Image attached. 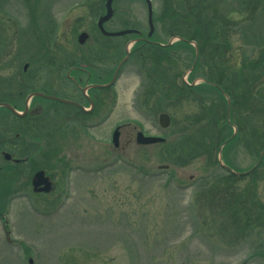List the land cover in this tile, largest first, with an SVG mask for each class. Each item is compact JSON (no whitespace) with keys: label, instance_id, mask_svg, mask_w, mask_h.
<instances>
[{"label":"rangeland","instance_id":"374dc122","mask_svg":"<svg viewBox=\"0 0 264 264\" xmlns=\"http://www.w3.org/2000/svg\"><path fill=\"white\" fill-rule=\"evenodd\" d=\"M152 2V39L167 44L176 33L195 38L200 57L186 79L202 82L212 73L224 77L222 87L239 91V119L250 115L252 126L264 123V0ZM105 3L0 0V99H18L22 108L32 90L60 89L65 72L55 65L76 61L73 51L90 58L95 45L105 47L104 53L114 47V54L104 55L98 65L105 74L116 70L136 35L107 39L100 34L97 20L106 13ZM113 9L108 30L132 28L147 37L145 0H114ZM82 31L90 36L84 46L78 42ZM173 39L167 47L175 56L165 71L176 85L196 53L191 43ZM152 48L131 50L133 56L110 89L112 100L102 105L105 117L97 130L71 134L46 119L36 133L21 123L22 138L14 147L11 124L2 126L10 128L5 150L32 162L0 173V264H30L29 257L35 264H264V160L255 174L239 179H230L220 167V141L234 129L224 127L228 104L212 90L196 92L203 102L191 96L165 109L155 106L156 99L145 105L149 83L144 67L153 63ZM246 104L258 110L247 112ZM160 112L172 119L165 129L158 123ZM118 126L123 128L116 147L112 134ZM252 126L238 129L223 151L235 171L250 169L260 157L261 141L252 135L263 130L253 133ZM140 130L166 142L138 145ZM189 136L192 145L183 151L181 143ZM50 157L49 165L72 158L73 168L59 174L53 192L35 195L31 178L46 169ZM5 165L0 154V167Z\"/></svg>","mask_w":264,"mask_h":264},{"label":"flooded vegetation","instance_id":"af4514ba","mask_svg":"<svg viewBox=\"0 0 264 264\" xmlns=\"http://www.w3.org/2000/svg\"><path fill=\"white\" fill-rule=\"evenodd\" d=\"M134 34L136 35L135 38L142 37L141 32L139 30H136ZM150 41L151 42L148 43H150L152 47H160L158 45L152 44L158 43L156 40L151 38ZM85 44L86 43L82 44L81 46H84ZM105 50V47L95 45V47H92L90 58L85 57L84 54L76 55L73 51L72 54L76 56V61H70V63L62 62L59 65L54 64L55 70L59 72L62 70L65 72L64 75L60 73V89L43 87L40 89L38 88L35 91L32 90L28 95H26V99L24 100V106L22 108L19 106L18 99L15 100L13 99V97L9 98L8 96L0 99V103H7L12 107V109L7 106L0 107V109L3 111L2 113H0V154L4 162L6 163L3 168L0 167V173L4 169H9V172H13L20 166L26 165L28 162H32V157L30 158L29 156H26L25 158H17L13 153L9 151L7 152H9L12 157L10 159L4 158V151H6L5 144L10 141V138L6 137L10 128H12L13 133H15V135L13 134L11 137L12 146L14 147L19 146V140L22 138V135L19 131L20 125H22L21 123H23V125H28V127L26 128L27 131H34L36 133L41 132L42 126H44L42 121L46 119V121H48V123H51V125H53L54 127L61 125L64 132H69L71 134L81 133L84 135V133H90L99 128L101 119L105 117L100 115L102 105L105 107L106 103H108L109 100H112L113 97L110 96L109 92L110 89L116 85L119 78L118 76V78L112 84L116 70L113 69L111 72L105 74L99 68L98 62L100 60H103L104 55L108 54L112 56L114 54L113 46L107 48V53H104ZM151 55H153V57L151 56L152 58H156L154 54ZM132 56L130 54L128 60ZM73 58L75 57L73 56ZM148 58H150V56H148ZM51 63L53 64V62ZM157 63H151L150 66L145 64L144 67L145 69H147L146 73L148 75L147 80L149 83V89H147V93L145 95V105L149 103L150 100L154 101L156 99L157 104H155V106H159V108H162V105L159 102H161L163 91V63L160 62L159 65ZM154 65L159 70L155 69ZM26 70L27 68L25 69V71ZM223 79L224 77H221V83V80ZM33 92H42L46 95L54 96L61 100L38 95L34 96L30 101H28L29 95ZM107 110L108 109H106L105 111ZM161 113L162 112H160L159 115ZM158 123L159 126L162 127L159 116ZM8 124H11V127L9 129H2V126L4 128H7L9 126ZM116 128H118L120 131L121 139L123 127L118 126ZM66 129L69 131H67ZM22 133H25V131H23ZM34 148L38 149L39 147L38 145H36V147ZM51 153L52 151H50V155ZM39 154L41 155L43 153L37 152V155ZM63 157L62 159L56 161V163L49 165L52 159L50 157L46 161V169H39L33 174L30 183L32 191L35 195H46L48 193L53 192V189L57 187V177L59 176V174L63 173L64 175L66 172L71 171V169L73 168L71 163L73 159ZM78 163L76 162L75 164L79 165L80 163ZM48 167H51L50 172ZM39 171H45V175L49 176L50 178V181L52 183V190L48 193L39 191L37 192L32 184L34 175ZM40 187L42 186H39L38 188Z\"/></svg>","mask_w":264,"mask_h":264},{"label":"trees","instance_id":"16d2710c","mask_svg":"<svg viewBox=\"0 0 264 264\" xmlns=\"http://www.w3.org/2000/svg\"><path fill=\"white\" fill-rule=\"evenodd\" d=\"M178 34H179V36L184 37V38L189 39V40L195 39L192 36L188 37V36H185L184 34L176 33V35H178ZM178 42H180V41H178ZM182 42H184V41H181V43ZM135 46H137V47H134L135 50L138 49L140 51L142 49V46H148V45L145 42H142L141 41V42L136 43ZM173 49H174L173 47H167V48H163V47H153L152 50H149V54H154L155 56L156 55H159V58L158 59L154 58L153 63H157L158 62L157 63L158 65H159L160 62L163 63L162 69H163V74H164L165 77H162L163 91H162V99H161V103H160L162 106H164L165 104L166 105H172L175 101L176 102L177 101H181L183 99V97L186 98V99H189V98H191V96H193V98L195 100H198V101L203 102V96L202 95L200 96V95H198L196 93L198 90H200L201 87H205L208 90H212V91L215 92L214 95H217L218 94L223 99H225L224 96L221 94V92L219 91V89L217 87H215V86H213L211 84H208V83H203V84H201V85H199L197 87L187 86L183 82L182 83H179L178 85L177 84L175 85V83L172 81L171 75L167 71H165L166 68H167L165 66V63H170V61L172 59H174V53H172L173 52ZM143 55H145V53ZM154 68L157 69V70H159L155 65H154ZM179 76H180V74H179ZM215 78L212 77L211 80H213V81H215V82H217V83H219L220 85L223 86V84L220 82V79L218 77H215ZM224 89L229 93V95L231 96V99H232V108H233V110H232L233 115L231 116L232 122H234V121L236 122L234 124L235 125L237 124L236 126H237V128L239 130L247 131V128L249 129V127L252 126L251 125V121H250V115L244 116L243 118L240 117L241 119H239V114L237 113V111H238V109L240 107V104H238L237 97H235V96L236 95L239 96V91H236V90H234L233 92L232 91H228L226 87H224ZM247 91H245V93ZM255 91H256V84H254V86L251 87V93H254ZM240 96H242V95H240ZM241 101L243 102L244 100H241ZM247 107H246L247 108V112H251V111L254 110V108L252 107V105H249V106L247 105ZM162 108L165 109L164 107H162ZM205 108L207 109V107L204 105V109ZM257 110L258 109L254 110V111H257ZM239 111H240V109H239ZM235 113H237V114H235ZM223 125L227 129H231V127L229 126V124H228L227 120L225 119V117H224V120H223ZM263 125H264V123L262 122L261 125H260V123H258L256 125L254 124V126L251 127L253 133L256 132V131H259V130L261 132V129L263 130L261 132V134H259V135H255V134L252 135V136L256 137V139H260V141H261L260 150H262L264 148V127H260V126H263ZM216 136H217L216 138L219 137L218 134ZM230 136H231L230 134H226L225 137H223L222 140L220 141V144H222L224 141H226L228 138H230ZM190 137L191 136H189L188 139H187V137L184 138V141L181 143L180 148H182L183 151L186 148L189 147V144L192 145V143H189V141L191 140ZM212 139H213V137H212ZM214 139H215V137H214ZM232 140H234V138ZM232 140H230V142H232ZM230 142L228 144H230ZM162 144H164V143H162ZM196 149H197V146L193 147V150L194 151ZM224 150H226V147H225ZM224 155H225L224 157L226 159V152L224 153ZM226 163H228L227 160H226ZM252 174H255V172L251 173L250 175H252ZM228 175L230 176L229 177L230 179H235V176H233L231 174H228ZM223 191L224 190H222V192ZM217 192L220 193V190H218ZM218 197H219V195H218ZM214 199L216 200V197Z\"/></svg>","mask_w":264,"mask_h":264},{"label":"water","instance_id":"95a60500","mask_svg":"<svg viewBox=\"0 0 264 264\" xmlns=\"http://www.w3.org/2000/svg\"><path fill=\"white\" fill-rule=\"evenodd\" d=\"M147 3H148V20H149V25H150V31H149V36L152 35L153 31H154V24H153V7H152V2L151 0H146ZM112 3H113V0H107V3H106V7H107V14L103 17L100 18L99 20V23H98V26L101 30V32L103 34H105L106 36H121V35H125V34H128V33H131L132 30L130 29H127V30H121V31H116V32H108L105 30L103 24L109 20L112 16H113V8H112ZM88 38V34L83 32L79 35V42L80 43H84L86 41V39ZM176 39L178 40H186L184 38H181V37H176ZM173 40L172 39L168 45L172 44L173 43ZM187 41V40H186ZM193 44H195L194 42H192ZM197 50V48H196ZM127 57L122 61V63L120 64V66L118 67L116 73H115V76H114V80L112 81V84L115 82V79H116V76H117V73L118 71L120 70L119 68L121 67V65L127 60L128 56H129V45L127 46ZM197 57H198V52H197ZM197 59V58H196ZM34 95H43V96H46V97H49V98H54V99H58V100H61L57 97H54V96H48V95H45L43 93H39V92H36V93H33L29 99L34 96ZM226 95V94H225ZM227 96V95H226ZM227 99H228V104H229V110H230V98L227 96ZM0 106H7L9 108L12 109V107L7 104V103H0ZM16 112V111H15ZM17 113V112H16ZM229 119V118H228ZM160 122L162 124L163 127H168L171 123V119L169 117V115L167 113H162L160 115ZM118 137H119V131L116 130L115 133H114V142L116 144H118ZM164 139L163 138H160V137H153V136H145L142 132H139L137 134V142L140 143V144H151V143H155V142H159V141H163ZM222 148H223V145L221 146L220 148V156H219V162L220 164L230 170L231 172L235 173L236 175H240V174H246L248 173L249 171L245 172V173H238V172H235L233 171L231 168H229L227 165H225L222 161ZM4 156L5 158L7 159H10L12 156L7 153V152H4ZM17 161V160H16ZM33 185L35 187V190L38 192V191H45V192H49L51 191L52 189V184H51V181H50V178L45 176V172L44 171H40V172H37L35 174V176L33 177ZM41 185H44L43 187L41 188H38L39 186ZM29 263L30 264H34V261L32 258L29 259Z\"/></svg>","mask_w":264,"mask_h":264}]
</instances>
